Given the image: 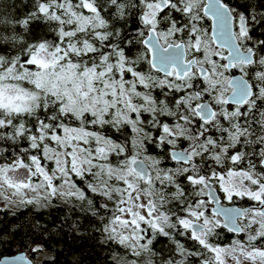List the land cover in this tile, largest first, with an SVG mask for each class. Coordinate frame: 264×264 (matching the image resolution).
<instances>
[{
    "label": "snow or ice",
    "instance_id": "snow-or-ice-1",
    "mask_svg": "<svg viewBox=\"0 0 264 264\" xmlns=\"http://www.w3.org/2000/svg\"><path fill=\"white\" fill-rule=\"evenodd\" d=\"M27 7L0 14V211L85 212L108 264H264V0Z\"/></svg>",
    "mask_w": 264,
    "mask_h": 264
},
{
    "label": "trees",
    "instance_id": "trees-1",
    "mask_svg": "<svg viewBox=\"0 0 264 264\" xmlns=\"http://www.w3.org/2000/svg\"><path fill=\"white\" fill-rule=\"evenodd\" d=\"M27 4L28 0H0V14L23 18L30 10ZM98 227L89 214L58 201L47 208L0 211V258L24 250L39 264H108L109 247L102 243ZM36 243L44 252L33 256L30 246Z\"/></svg>",
    "mask_w": 264,
    "mask_h": 264
},
{
    "label": "flooded vegetation",
    "instance_id": "flooded-vegetation-1",
    "mask_svg": "<svg viewBox=\"0 0 264 264\" xmlns=\"http://www.w3.org/2000/svg\"><path fill=\"white\" fill-rule=\"evenodd\" d=\"M260 38H264V37H260ZM259 54L260 55H264V52H261ZM232 74L237 75V76L240 75L238 69H234ZM159 152H160L159 149H156L155 151H151V149H150V154L151 155H157ZM163 166H165V167H175L176 166V162L175 161H171L170 159H165L164 163H163ZM237 205L241 206V207L246 206L244 204V202H240V201L237 202ZM68 206H70V205H68Z\"/></svg>",
    "mask_w": 264,
    "mask_h": 264
},
{
    "label": "water",
    "instance_id": "water-1",
    "mask_svg": "<svg viewBox=\"0 0 264 264\" xmlns=\"http://www.w3.org/2000/svg\"><path fill=\"white\" fill-rule=\"evenodd\" d=\"M238 206V205H237ZM241 207V206H240ZM24 254H27L26 251L22 250V251H18L16 253H13V254H9V255H4L0 258V264H5L6 261H9V260H13L15 259L16 257H20ZM27 257L31 258L28 254H27ZM17 264H25V261L24 260H20L17 262ZM35 264H39L35 261Z\"/></svg>",
    "mask_w": 264,
    "mask_h": 264
},
{
    "label": "rangeland",
    "instance_id": "rangeland-1",
    "mask_svg": "<svg viewBox=\"0 0 264 264\" xmlns=\"http://www.w3.org/2000/svg\"><path fill=\"white\" fill-rule=\"evenodd\" d=\"M53 202H55V201H53ZM0 207H3L2 205H0ZM17 208V207H16Z\"/></svg>",
    "mask_w": 264,
    "mask_h": 264
}]
</instances>
